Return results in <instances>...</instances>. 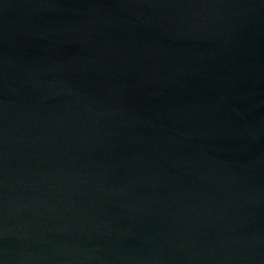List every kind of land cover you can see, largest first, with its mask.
Wrapping results in <instances>:
<instances>
[{
	"label": "water",
	"instance_id": "95a60500",
	"mask_svg": "<svg viewBox=\"0 0 264 264\" xmlns=\"http://www.w3.org/2000/svg\"><path fill=\"white\" fill-rule=\"evenodd\" d=\"M0 264H264V0H0Z\"/></svg>",
	"mask_w": 264,
	"mask_h": 264
}]
</instances>
